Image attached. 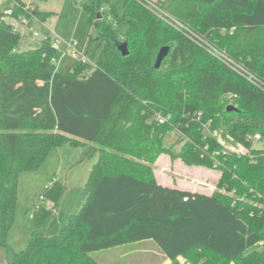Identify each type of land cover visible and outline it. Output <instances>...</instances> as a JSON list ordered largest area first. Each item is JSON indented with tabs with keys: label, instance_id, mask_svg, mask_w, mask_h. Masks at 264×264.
Masks as SVG:
<instances>
[{
	"label": "trees",
	"instance_id": "trees-1",
	"mask_svg": "<svg viewBox=\"0 0 264 264\" xmlns=\"http://www.w3.org/2000/svg\"><path fill=\"white\" fill-rule=\"evenodd\" d=\"M31 1L41 20L51 15ZM102 1L108 0L80 3L87 25L99 30L86 46L88 53L94 43L89 55L96 66L62 56L50 40L23 48L10 23L0 22L5 260L101 264L92 252L149 239L170 264H264V247L256 248L264 239V145L248 138L264 137V0H156L182 29L137 0H118L122 10L115 3L107 12ZM14 11L31 17L20 7ZM116 39L128 40L127 56ZM206 44L226 51L257 82L225 65ZM163 45L169 54L156 68ZM229 104L237 109L228 111ZM171 131L182 142L176 156L218 170L213 193L165 186L155 177L153 162L174 150L164 144ZM218 137L243 145L244 152L225 153ZM64 144L80 147L82 159L97 156L87 199L69 217L62 240L36 228L18 251L9 237L20 175L39 169Z\"/></svg>",
	"mask_w": 264,
	"mask_h": 264
},
{
	"label": "rangeland",
	"instance_id": "rangeland-1",
	"mask_svg": "<svg viewBox=\"0 0 264 264\" xmlns=\"http://www.w3.org/2000/svg\"><path fill=\"white\" fill-rule=\"evenodd\" d=\"M81 1L96 4L99 2V0H38L40 10L49 11L51 15L42 24L34 23L35 28L41 35L47 33L48 28L55 29L64 41L73 40L76 47H82L85 43L87 46L89 35L95 38L99 30L95 26L90 28L87 25V14L80 4ZM115 3L121 11V3H118V0L102 1V9L107 12L109 6ZM22 39L23 48H34L38 45L36 41ZM89 50L88 54L95 50L94 43ZM164 144L174 150L160 154L162 159L157 163L156 160L153 162V171H156L162 181L168 184H185L206 192H214L218 189V170L206 165L188 164L181 159V156L174 154L182 148V142H179V135L176 132L167 133ZM256 145L260 147L263 144L260 142ZM57 150H53L39 169L23 172L20 175L16 219L9 237L10 244L18 251L27 247L29 236L36 228L46 229L57 241L62 240L64 236L62 227L66 225L70 215L75 214L87 199L85 184L93 166L92 157L82 159L80 147L69 144L57 147ZM54 151L58 153L53 156ZM75 203L81 205L77 206ZM32 214L34 217L31 216ZM62 220L63 224L60 223ZM263 247L264 241L256 246L259 249ZM118 251L120 250L114 248L94 251L92 254L104 264V254L112 253V257H117L119 262L115 260L108 264H124L118 257L120 255ZM0 264H8L1 248Z\"/></svg>",
	"mask_w": 264,
	"mask_h": 264
},
{
	"label": "built area",
	"instance_id": "built-area-1",
	"mask_svg": "<svg viewBox=\"0 0 264 264\" xmlns=\"http://www.w3.org/2000/svg\"><path fill=\"white\" fill-rule=\"evenodd\" d=\"M38 1V0H37ZM144 7L149 8L152 12H154L159 18L164 19L167 22H170L172 25L177 28H183L181 22H179L171 13H169L164 7H160L156 0H137ZM5 0H0V7L4 5ZM20 7L25 11H29L31 13V17H27L26 15H16L15 8ZM33 9V4L31 0H26V4H21L16 0H11L9 4L3 6L1 8L0 14V22H8L10 23L13 31L18 33L21 38L33 40L36 42L42 40H50L52 42L53 48L58 49L60 54L73 56L78 60L82 61L84 64L88 63L93 66H96L95 59H93L86 52V43L82 45V47H76L74 45V41H64L56 32L55 29L48 28L47 33L41 35L40 31L37 30L34 26V23H43V21L36 16ZM107 19H111V16L108 15ZM192 35V34H190ZM207 49L213 52L225 65H228L232 69H234L237 73L244 75L248 80L252 82L255 81L253 74L242 64L233 59L226 51H222L219 48L215 47L212 44H206ZM53 62H58L56 57L53 58ZM159 117V122L164 123L165 117L162 115H157ZM249 139H252L254 144L264 143V137L259 133L254 136H248ZM218 141L225 145V153L229 151H234L237 153L244 152L245 147L241 144H224V140L221 137H218ZM264 145V144H263ZM262 145V146H263ZM42 197V196H41ZM34 217V215H31ZM264 241V239H263Z\"/></svg>",
	"mask_w": 264,
	"mask_h": 264
},
{
	"label": "crops",
	"instance_id": "crops-1",
	"mask_svg": "<svg viewBox=\"0 0 264 264\" xmlns=\"http://www.w3.org/2000/svg\"><path fill=\"white\" fill-rule=\"evenodd\" d=\"M38 7H39V5H38ZM64 145H66V144H64ZM62 146L63 145L57 146V147H62ZM53 150H57V148H53L51 150V153L53 152ZM57 151H54L53 156H54V154H57L58 153ZM60 153H62V152H60ZM50 154H49V156H50ZM161 156L162 155H159L157 157L156 163L159 162L162 159ZM95 160H96V155L92 156V158H91L92 165H93V163H94ZM92 167H91V169H92ZM154 173H155L154 175L158 179V181L161 184L165 185V186L169 185V186L176 187V188H179V189H183L184 188V189H189V190H192V191H202V192H206V191H203L201 189L196 190V189L191 188L190 186H187L185 184H183V185L174 184V183L168 184V182L166 183V182L162 181V178H159V176H157L156 171H154ZM84 177L85 176H83V179H84ZM206 193L211 194L213 192H206ZM80 201H82V199ZM80 201H79V203H82ZM75 205L78 206L79 204L78 203H75ZM63 220L60 221L61 224H63V222H64ZM114 248L117 249V250H120V251H118L120 253V255L118 257L124 262V264H170L172 262L171 259H168V257L164 255V253L161 251V249L158 246V244L156 242L153 243L152 240H149V239H147V240H140V241L134 242V243H126V244H123L122 246L112 247V248H108V249H114ZM112 256H113L112 253H107V254L105 253L104 254V257H103V258H105L104 259V262H105L104 264H108L111 261H115V260L117 262H119V259L117 257H114L113 258ZM179 260H180L181 263H184V261H185L184 257H182V256L179 257Z\"/></svg>",
	"mask_w": 264,
	"mask_h": 264
},
{
	"label": "water",
	"instance_id": "water-1",
	"mask_svg": "<svg viewBox=\"0 0 264 264\" xmlns=\"http://www.w3.org/2000/svg\"><path fill=\"white\" fill-rule=\"evenodd\" d=\"M116 44L121 52L122 55L127 56L128 55V40H121V39H116ZM169 46L168 45H163V47L160 48L159 52L157 53V59L155 61V67L159 68L161 63L163 62V59L169 54ZM237 108L233 104H229L227 106L228 111H234Z\"/></svg>",
	"mask_w": 264,
	"mask_h": 264
}]
</instances>
